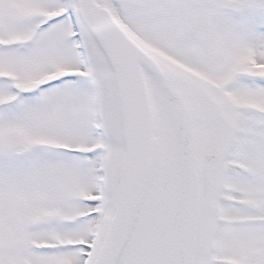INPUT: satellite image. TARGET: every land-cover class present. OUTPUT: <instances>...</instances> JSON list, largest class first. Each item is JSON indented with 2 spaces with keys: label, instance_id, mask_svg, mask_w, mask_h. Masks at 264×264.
Instances as JSON below:
<instances>
[{
  "label": "snow or ice",
  "instance_id": "snow-or-ice-1",
  "mask_svg": "<svg viewBox=\"0 0 264 264\" xmlns=\"http://www.w3.org/2000/svg\"><path fill=\"white\" fill-rule=\"evenodd\" d=\"M0 264H264V0H0Z\"/></svg>",
  "mask_w": 264,
  "mask_h": 264
}]
</instances>
